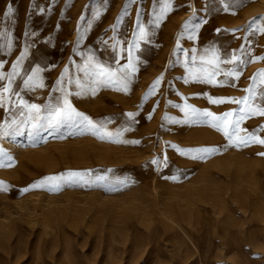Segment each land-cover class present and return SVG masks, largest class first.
I'll return each mask as SVG.
<instances>
[{"label": "rangeland", "instance_id": "374dc122", "mask_svg": "<svg viewBox=\"0 0 264 264\" xmlns=\"http://www.w3.org/2000/svg\"><path fill=\"white\" fill-rule=\"evenodd\" d=\"M0 264H264V0H0Z\"/></svg>", "mask_w": 264, "mask_h": 264}, {"label": "bare ground", "instance_id": "6f19581e", "mask_svg": "<svg viewBox=\"0 0 264 264\" xmlns=\"http://www.w3.org/2000/svg\"><path fill=\"white\" fill-rule=\"evenodd\" d=\"M33 157V156H32ZM35 176V175H34ZM6 211V210H5ZM4 214V213H3ZM4 217V216H3Z\"/></svg>", "mask_w": 264, "mask_h": 264}]
</instances>
